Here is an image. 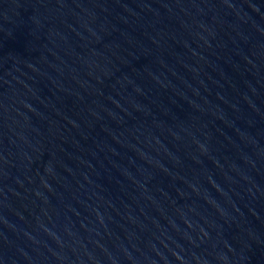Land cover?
<instances>
[{"label": "water", "instance_id": "1", "mask_svg": "<svg viewBox=\"0 0 264 264\" xmlns=\"http://www.w3.org/2000/svg\"><path fill=\"white\" fill-rule=\"evenodd\" d=\"M0 264H264V0H0Z\"/></svg>", "mask_w": 264, "mask_h": 264}]
</instances>
